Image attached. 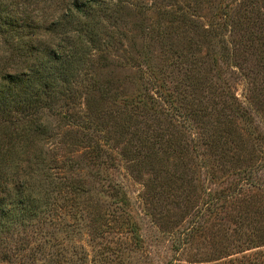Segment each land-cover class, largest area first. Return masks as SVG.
<instances>
[{"label": "rangeland", "instance_id": "1", "mask_svg": "<svg viewBox=\"0 0 264 264\" xmlns=\"http://www.w3.org/2000/svg\"><path fill=\"white\" fill-rule=\"evenodd\" d=\"M85 3L0 0L20 25L1 30L0 72L38 78L86 40L35 138L62 193L0 234V264H264V0L70 16Z\"/></svg>", "mask_w": 264, "mask_h": 264}, {"label": "trees", "instance_id": "2", "mask_svg": "<svg viewBox=\"0 0 264 264\" xmlns=\"http://www.w3.org/2000/svg\"><path fill=\"white\" fill-rule=\"evenodd\" d=\"M93 1L95 0H88V3L81 7L76 5L70 16L83 18L84 13L93 10ZM6 14L7 12L0 11V34L3 28L12 30L14 26L20 27L12 16ZM76 32L77 36L67 42V52L61 48L54 51L53 55L58 58L55 62L58 67L37 73L38 78L31 71L15 74L7 70L0 72V234L9 232L20 216H40L41 206L54 204L49 203L50 194L62 193L60 185L51 188L55 184L51 172L56 168L44 163L41 148H36L41 141L37 143L35 138L42 137L45 133L43 111L52 108L58 100L57 96H62L63 91L67 90L73 66L78 61L74 55L83 53L82 47L86 45L84 30L80 28ZM16 171L18 175L23 176V183L27 180L34 182L28 193L24 191L23 183H20L17 177L15 179ZM10 186H18L19 192L24 193V199L18 198L6 208L4 201L7 200ZM39 186L44 190L41 192L39 189L40 192L36 193L34 188ZM44 197L48 200L45 201Z\"/></svg>", "mask_w": 264, "mask_h": 264}]
</instances>
